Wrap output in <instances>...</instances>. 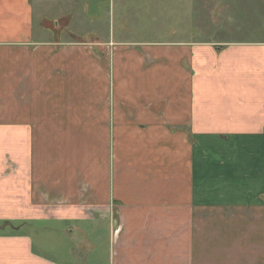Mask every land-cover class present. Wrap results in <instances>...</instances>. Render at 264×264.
<instances>
[{
	"label": "crops",
	"instance_id": "crops-1",
	"mask_svg": "<svg viewBox=\"0 0 264 264\" xmlns=\"http://www.w3.org/2000/svg\"><path fill=\"white\" fill-rule=\"evenodd\" d=\"M106 1L0 0V264H264V33L89 31ZM20 219L74 224L86 258Z\"/></svg>",
	"mask_w": 264,
	"mask_h": 264
},
{
	"label": "rangeland",
	"instance_id": "rangeland-1",
	"mask_svg": "<svg viewBox=\"0 0 264 264\" xmlns=\"http://www.w3.org/2000/svg\"><path fill=\"white\" fill-rule=\"evenodd\" d=\"M105 5L106 11L97 21L99 23L94 24L95 27L88 25V30L93 32L99 27V31L109 36L113 26L115 38L156 40L165 37L168 32L169 38L173 39L183 35L185 38L193 36L196 40H229L264 33V0H107ZM109 5L111 8H108ZM41 14H44V9H41ZM47 20L53 21L52 13H47ZM20 207L24 210L28 207L26 211L29 214L48 211L47 204L41 202L21 204ZM5 222L0 221V224ZM9 227L5 233L8 231L9 236H14L15 228ZM55 227L63 229V234H57L60 232ZM68 228H74V224L47 219H20V236L22 233L27 236L28 232L38 252L65 262L72 258L64 252L68 247L75 258H86L87 246L79 237L72 239L69 236L67 239ZM20 258L30 259L21 252Z\"/></svg>",
	"mask_w": 264,
	"mask_h": 264
}]
</instances>
